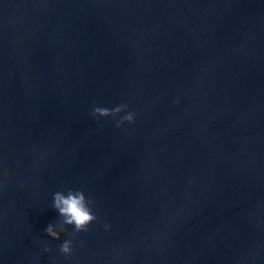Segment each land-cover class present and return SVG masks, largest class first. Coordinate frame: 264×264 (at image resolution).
<instances>
[{"label":"water","instance_id":"1","mask_svg":"<svg viewBox=\"0 0 264 264\" xmlns=\"http://www.w3.org/2000/svg\"><path fill=\"white\" fill-rule=\"evenodd\" d=\"M0 264H264V0H0Z\"/></svg>","mask_w":264,"mask_h":264},{"label":"clouds","instance_id":"2","mask_svg":"<svg viewBox=\"0 0 264 264\" xmlns=\"http://www.w3.org/2000/svg\"><path fill=\"white\" fill-rule=\"evenodd\" d=\"M121 113L123 114L120 115ZM91 115L97 119L113 117L116 126L121 127L126 122L135 123L138 114L134 110H129V104L124 102L113 107L94 105ZM51 207L57 212L58 222H50L44 228V232L51 239L61 240L59 253L70 258L74 254L75 241L64 235L65 227L70 226L74 233L87 232L90 226L99 220L96 201L83 188L64 187L52 193ZM103 228L110 230L111 224L104 223ZM44 250L52 251L47 244Z\"/></svg>","mask_w":264,"mask_h":264}]
</instances>
